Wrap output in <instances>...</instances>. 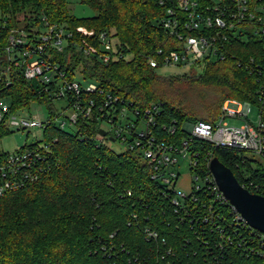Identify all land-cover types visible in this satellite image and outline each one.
<instances>
[{"label":"trees","instance_id":"16d2710c","mask_svg":"<svg viewBox=\"0 0 264 264\" xmlns=\"http://www.w3.org/2000/svg\"><path fill=\"white\" fill-rule=\"evenodd\" d=\"M176 1L161 5L158 0H81L96 14L77 17L67 0H0V68L9 64L5 48L11 31L34 34L43 27L45 17L72 33L63 51L49 50L50 60L66 71L68 79L97 82L103 94L90 97L98 104L108 94L118 95L141 112L156 104L159 114L151 129L160 140L181 144L187 136L186 122H213L227 99L259 106L264 121V43L255 37L224 43V60L197 63L205 64L198 71L199 85L218 95V103L211 105L215 114L208 118L189 116L155 90L159 69L165 67L163 55L182 47L160 24L166 9L176 8ZM196 1L204 6L213 3ZM78 27L94 33L90 36ZM103 31L116 41L118 58L109 63L83 50L87 42L99 47ZM151 59L158 66H152ZM9 74V81L5 75L0 78V97L12 107L39 98L21 68L12 65ZM39 100L52 109L49 97ZM100 123L99 119L81 120L73 132L53 125L45 130L48 140L56 138L47 151L50 167L37 181L0 197V264H213L212 257L205 258L202 239L207 234L212 245L219 237L216 231L207 233V224L205 232L201 222L194 224L201 203L190 205L189 213L181 209L178 213L170 190L152 178L143 156L131 149L117 153L108 144L110 139L100 137ZM9 133L6 130L3 135ZM196 147L201 151L196 169L200 173L209 171L207 154L211 152L233 170L241 184H245L242 168L262 179L261 169H253L238 150L212 147L201 140ZM199 196L208 202L203 191ZM226 250L231 264H262L237 245L227 244Z\"/></svg>","mask_w":264,"mask_h":264},{"label":"built area","instance_id":"2783aa9c","mask_svg":"<svg viewBox=\"0 0 264 264\" xmlns=\"http://www.w3.org/2000/svg\"><path fill=\"white\" fill-rule=\"evenodd\" d=\"M167 1L158 0V3L164 5ZM176 2V8L166 9L160 24L172 37L181 41L182 47L163 55L162 63L165 66L187 67L200 61L224 60V43L233 38L247 40V37H255L264 43L262 0H213L212 4L206 6L196 0ZM41 22L43 27L34 34L15 29L11 31L5 48L9 64L0 68V78L5 75L7 81L10 80L12 65L21 68L24 78L35 85L38 97H49L53 103L52 109L47 107L49 115L45 118L41 113L32 111L33 104L46 105L39 98L29 105L14 108L9 100L0 97V140L6 130H27L29 133L32 129H39L42 132L41 138L25 144L14 153L4 151L0 145V197L37 181L50 167L47 151L51 150L56 138H46L45 130L49 125L66 129L65 125L69 124L77 128L81 120L91 122L99 119L109 126H100V130L104 129L107 133L106 136L99 133L100 137L119 141L127 149L142 155L150 167L152 178L170 190V201L178 213L180 209L189 213L190 205L201 203L202 211L198 213V220L194 224L201 222L204 232L207 224V233L216 231L219 237L212 245L207 234L202 239V247L205 251L207 249L205 258L212 257L215 264H231L226 250V245L229 244L237 245L244 254L257 257L264 264V232L252 227L224 196L209 167L213 157L211 152L207 154L209 171L200 173L196 170L201 152L197 149L196 142L200 140L212 147L249 150L264 157V121L261 114L257 125L248 121L251 103L227 99L216 120L186 122L183 128L186 129L187 136L183 137L181 144L167 143L160 140L151 129L156 122L157 113L159 114L156 104L141 112L114 94H108L104 103L98 104L95 98L90 97L93 93L103 94L97 82L68 79L66 71L50 60L49 50L63 51L70 42L72 33L62 26L50 24L45 17H42ZM1 24L0 20V26ZM83 50L88 56L99 54L104 63L118 58V54H115L116 41L108 31L99 34V47L86 45ZM158 53L161 54L162 50ZM158 63L156 59H151L152 66L156 67ZM61 100L65 105L61 107V111H56L54 103ZM227 117L247 120L240 126L230 125ZM171 130L175 132V128ZM179 154L185 158L191 156L193 185L189 194L176 188L180 177L177 170ZM237 167L240 168V165ZM260 169L262 179H256L252 173L242 168L245 179V184L242 185L252 193L264 196V166ZM202 191L208 202L200 200ZM153 235L157 237L156 233Z\"/></svg>","mask_w":264,"mask_h":264},{"label":"rangeland","instance_id":"374dc122","mask_svg":"<svg viewBox=\"0 0 264 264\" xmlns=\"http://www.w3.org/2000/svg\"><path fill=\"white\" fill-rule=\"evenodd\" d=\"M69 2L70 11L77 17H90L95 15V11L86 4H83L81 0H67ZM22 19V17H21ZM78 30L82 33L93 35V31H88L84 27H78ZM86 43V42H85ZM85 45L94 46L93 43L87 42ZM249 51H254L250 50ZM252 59V58H251ZM202 65H205L204 63ZM202 65L192 63L190 66L181 67L175 65L165 66L159 69V76L154 84V88L159 92L160 96L166 100H169L182 110L188 113L189 116L194 118H208L210 115L215 114L212 103L216 102L218 95L214 93L212 88H203L199 85L197 80L198 71L201 70ZM218 103V100H217ZM65 105L63 100L56 101L54 108L56 111H61V107ZM211 107V108H210ZM33 112L41 113L45 118L49 115L47 106L44 104H33ZM220 109L218 110V112ZM261 109L257 105H252L251 110L247 115L248 121L257 125L260 120ZM220 115V113H218ZM217 119V115L215 116ZM247 119L240 120L233 117H227V121L230 125L240 126ZM67 131H75L74 127L65 125ZM99 126L109 128L108 124L103 122ZM42 137V132L39 129H32L29 133L27 130H15L7 135H3L0 140L1 148L9 153H14L25 144H30L35 140ZM117 153L125 151L126 145L121 144L119 141H111L108 143ZM240 156L247 158L253 167L262 168L264 166V157L260 154L253 153L249 150H243L238 152ZM179 164L177 170L180 173L179 181L176 185L177 190H180L186 194H189L192 190L193 180L192 172L190 170L191 156L187 158L179 154Z\"/></svg>","mask_w":264,"mask_h":264},{"label":"water","instance_id":"95a60500","mask_svg":"<svg viewBox=\"0 0 264 264\" xmlns=\"http://www.w3.org/2000/svg\"><path fill=\"white\" fill-rule=\"evenodd\" d=\"M106 134V130H100L101 136ZM209 167L224 196L252 227L264 232V196L252 193L245 188L233 170L218 157H212Z\"/></svg>","mask_w":264,"mask_h":264}]
</instances>
